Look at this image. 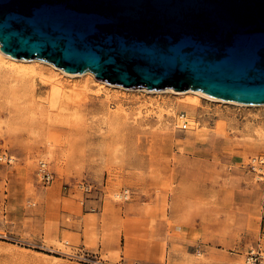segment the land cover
Here are the masks:
<instances>
[{
    "label": "rangeland",
    "instance_id": "rangeland-1",
    "mask_svg": "<svg viewBox=\"0 0 264 264\" xmlns=\"http://www.w3.org/2000/svg\"><path fill=\"white\" fill-rule=\"evenodd\" d=\"M16 73L0 66V154L13 157L11 163L0 162V264H88L70 255L81 246L111 263L208 261L203 249L178 241V232H170L173 222L158 226L155 221L167 220L174 191L183 201L204 206L216 202L221 190L245 195L258 184L248 162L264 158V106L205 97L190 105L174 93L105 92L94 78L65 79L61 73L52 78L65 85L67 96L51 107L50 68L36 75ZM157 100L177 115L194 117L197 126L183 128L167 115L161 120L146 108ZM233 154H240L241 165ZM41 163L53 175L49 183ZM125 190L129 198L116 195ZM100 198L143 206L152 234L140 249L96 247L98 215L86 201ZM30 215L38 221L32 223ZM215 217L232 230L233 244L223 253L214 248L213 264H264L261 217L235 222L232 216L224 222L220 214Z\"/></svg>",
    "mask_w": 264,
    "mask_h": 264
},
{
    "label": "water",
    "instance_id": "water-1",
    "mask_svg": "<svg viewBox=\"0 0 264 264\" xmlns=\"http://www.w3.org/2000/svg\"><path fill=\"white\" fill-rule=\"evenodd\" d=\"M0 50L127 88L264 102V0H0Z\"/></svg>",
    "mask_w": 264,
    "mask_h": 264
},
{
    "label": "crops",
    "instance_id": "crops-1",
    "mask_svg": "<svg viewBox=\"0 0 264 264\" xmlns=\"http://www.w3.org/2000/svg\"><path fill=\"white\" fill-rule=\"evenodd\" d=\"M235 157H238L235 163L241 165L244 160L240 154H233L232 158ZM257 182L258 184H254L255 186L245 195L235 189L221 190L217 192L216 202L212 200L204 206L185 202L179 198L178 190L174 191L169 197L170 208L167 220L158 218L155 222L158 226L173 222L174 228L170 229V232H178V241L187 247H200L208 258L205 264H213L214 248L223 253L233 244L232 240L228 239L232 230L228 227L225 230V225L217 224L216 214L223 216L222 222L229 221L230 216L233 217L234 222L247 216L251 219L261 217V222L264 223V186L260 181ZM86 202L93 205L92 209L98 215L96 247L100 251L127 249L128 252H134V247L138 246L140 249L145 244L144 240L152 234L149 216L145 215L143 206L137 201H126L118 205L100 198ZM29 217H32V223L38 221L35 215ZM84 237V227L81 223V243L84 242ZM225 255L222 254L221 258ZM222 263L225 262L222 261Z\"/></svg>",
    "mask_w": 264,
    "mask_h": 264
},
{
    "label": "bare ground",
    "instance_id": "bare-ground-1",
    "mask_svg": "<svg viewBox=\"0 0 264 264\" xmlns=\"http://www.w3.org/2000/svg\"><path fill=\"white\" fill-rule=\"evenodd\" d=\"M0 66L7 67L9 70L17 72L22 76H25V75L28 76V74H30V75L35 74L36 75L38 73V71H40L42 68H44V67L50 68V70L52 71V73H51L52 76L49 79L52 81V89L50 90V93H49V99H48L49 104L48 105H50L51 107L57 106L59 104V99L63 95L67 96V94H65L66 90L64 89L65 85H63L61 82L55 81V79L52 78L53 76L61 74V73L63 74L61 78H65V79H68L71 77L73 78L76 76L86 77V79L87 78H94L98 82V89L104 90L105 92H109L110 90L120 91L121 89H123V90H125V91L122 90V92H124V93L127 92V90L129 92H139L140 91V92L156 93L159 96H161V94L174 93V94H177L178 96L185 97L184 100L186 101L187 104H190V105L197 104L201 100L202 97H205V98H208L211 100H220V101L231 102L233 104H239V105H260V106H264V102H257L256 103V102H245V101H235V100H226V99H221V98H214V97L208 96L206 94H203L199 90H193V89L178 92V91L173 90L172 88H164V89H148V88H144V87L127 88V87H123L121 85L109 83L105 80H100V79L96 78L94 73L90 70H85L83 72H77V73L67 72L63 68L55 66L52 62L47 61V60H43V59H39V58H30V59L15 58L11 55L4 53L1 50H0ZM45 76H46V73H45ZM45 76H43V77L45 78ZM74 86L75 85H73V87ZM117 88H120V89H117ZM70 92H72V90ZM164 104H165V102L160 101V100H157L155 102L150 101L149 104L146 105V108L154 110V112H156L158 114V117L161 120H162V117H164V115H167V117H172L173 119H176L177 125H179L180 123L182 125L184 123H187V125L190 124L191 128H195L197 126V120L194 117H188L186 114L177 115L175 112L170 111V109H166L164 107ZM137 112L139 114V117H142L141 112L140 111H137ZM145 115H146V112H145ZM167 122H168V120L166 121V123ZM116 195L118 197H120V196L123 197V193H121V192H116Z\"/></svg>",
    "mask_w": 264,
    "mask_h": 264
},
{
    "label": "built area",
    "instance_id": "built-area-1",
    "mask_svg": "<svg viewBox=\"0 0 264 264\" xmlns=\"http://www.w3.org/2000/svg\"><path fill=\"white\" fill-rule=\"evenodd\" d=\"M183 128L187 127V123H184L182 125ZM12 157L6 153L0 154V162H6V163H11ZM249 168L253 171L255 174L256 180L260 181L263 186H264V158L260 157H253L249 162H248ZM41 172L43 178L49 183L52 180V173L48 170V168L45 166L44 163H41ZM129 190H125L123 195L125 198H129L128 194ZM4 237L7 238V234H3ZM65 244L69 245L68 241H65ZM76 252H70L71 256H77L81 262L88 263V264H123L121 262H115L111 263L107 260V258H104L100 253L96 251H90L85 247L81 246V252L78 254H75ZM252 258V256H250Z\"/></svg>",
    "mask_w": 264,
    "mask_h": 264
}]
</instances>
